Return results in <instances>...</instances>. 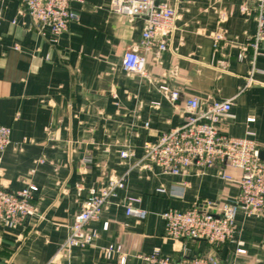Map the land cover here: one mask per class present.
Returning a JSON list of instances; mask_svg holds the SVG:
<instances>
[{
	"label": "crops",
	"instance_id": "obj_1",
	"mask_svg": "<svg viewBox=\"0 0 264 264\" xmlns=\"http://www.w3.org/2000/svg\"><path fill=\"white\" fill-rule=\"evenodd\" d=\"M155 3L178 14L168 48L158 55L142 46L144 17L120 14L110 0L71 1L76 19L56 41L36 31L19 0H0V124L11 128V143L0 152V182L13 191L37 187L35 214L16 226H0V264H120L115 255L103 257L108 243L130 254L126 264H144L132 255L154 247L174 257L184 252L216 255L223 264H264V216H247L237 207L238 169L215 165L201 172L191 166L170 174L142 160L145 142L184 123L191 97L199 100L198 110L231 99L218 129L236 137L253 132L264 157V56L252 65L248 49L238 58L256 29L255 0ZM217 31L222 38L214 47ZM130 48L145 56L144 74L123 69ZM171 91L178 94L174 102ZM125 145L132 155L122 158ZM221 171L234 179L221 178ZM122 175L124 188L88 225L97 232L94 243L62 248L82 200L109 176ZM128 196L139 199L134 207L146 211L143 219L125 213ZM201 201L236 207L245 253L235 252V242L216 250L205 240L165 234L164 210H186Z\"/></svg>",
	"mask_w": 264,
	"mask_h": 264
},
{
	"label": "built area",
	"instance_id": "obj_2",
	"mask_svg": "<svg viewBox=\"0 0 264 264\" xmlns=\"http://www.w3.org/2000/svg\"><path fill=\"white\" fill-rule=\"evenodd\" d=\"M19 1L36 31L48 35L52 41H56L68 29L69 23L76 19L75 13L69 7L70 2L74 0ZM110 4L116 12L127 17H144L142 46L145 51L158 55L168 48L178 19L174 8L156 4L155 0H110ZM254 12L255 32L240 46L238 53V58L241 59L250 49L252 65L257 56H264V0H255ZM223 18L224 13H220L219 19L222 21ZM212 38L214 47H217L222 38L221 32H215ZM145 62V56L133 48L126 50L121 60L125 71L138 74H144ZM161 89L166 91L163 86ZM177 97L176 91L168 94L172 102ZM199 105L196 97L188 98L185 101L188 115L184 123L163 132L156 142H145L142 146V160L149 161L159 166L162 172L170 174L186 173L191 166L201 172L215 165L236 168L240 171L237 179L240 189L237 207L247 216H264V158L260 157V149L252 137L254 133L248 131L245 136L236 137L218 129L219 116L230 110L231 99L211 101L203 110H198ZM10 143L11 128L0 124V152ZM131 155L132 151L128 145L120 151L122 158ZM84 160L91 161L90 158ZM219 175L226 180L234 179L225 171H221ZM125 181V175L109 176L96 193L82 200L79 211L68 227L62 248H86L94 243L97 232L88 228V225L98 220L110 199L124 188ZM36 189L34 184H27L22 189L13 191L5 188L0 182V226H16L26 216L35 214L32 194ZM138 201V198L126 197L125 213L143 219L146 211L134 207V203ZM235 209V206L222 209L210 201H201L193 203L186 210L167 208L161 216L165 234L171 238L205 240L216 250L227 242H235V252L242 254L246 250L243 241L237 238ZM101 251L105 259L115 255L120 264H126L130 256L119 243H108ZM132 257L144 264H223L216 255L190 256L182 252L174 257L163 254L159 247H154L148 253L133 254Z\"/></svg>",
	"mask_w": 264,
	"mask_h": 264
},
{
	"label": "water",
	"instance_id": "obj_3",
	"mask_svg": "<svg viewBox=\"0 0 264 264\" xmlns=\"http://www.w3.org/2000/svg\"><path fill=\"white\" fill-rule=\"evenodd\" d=\"M260 157H261V158H264V157H263V152H261V151H260Z\"/></svg>",
	"mask_w": 264,
	"mask_h": 264
}]
</instances>
